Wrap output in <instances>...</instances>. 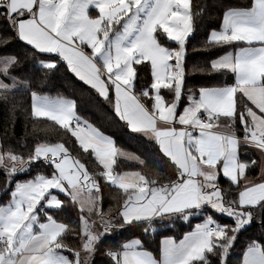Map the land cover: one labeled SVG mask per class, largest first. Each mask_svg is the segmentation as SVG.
Returning a JSON list of instances; mask_svg holds the SVG:
<instances>
[{
    "label": "snow or ice",
    "instance_id": "obj_1",
    "mask_svg": "<svg viewBox=\"0 0 264 264\" xmlns=\"http://www.w3.org/2000/svg\"><path fill=\"white\" fill-rule=\"evenodd\" d=\"M0 112V264H264V0H0Z\"/></svg>",
    "mask_w": 264,
    "mask_h": 264
},
{
    "label": "trees",
    "instance_id": "obj_2",
    "mask_svg": "<svg viewBox=\"0 0 264 264\" xmlns=\"http://www.w3.org/2000/svg\"><path fill=\"white\" fill-rule=\"evenodd\" d=\"M199 2H203L206 4H211V3H219V2H223V3H230V4H242L244 2V0H193V5L195 6L197 3ZM212 15H216V10H213ZM222 23V20L219 19H209L208 17H205L203 19V22L201 23L200 26V36L198 39H203L205 34L207 33L208 29L210 26H214L216 28H219V25ZM188 59V65L189 68L191 67L192 64H196L198 62L201 61H206L208 59V54L207 53H191L189 55ZM230 79V77H228ZM220 80H224L225 77H219ZM206 78L202 77V76H193L189 78V82L191 84H195L198 85L202 82H205ZM45 93L53 98H55L58 95H64L67 96L68 98H73L75 93L73 90V87L71 85L66 84L60 76H57V78L52 82V84L49 85H45V89H44ZM164 90H162L163 92ZM84 115L90 119V121H96L97 123L100 120V117L96 114H94L93 111H85ZM41 120L43 121V118H41ZM2 121H3V113L0 112V125H2ZM51 123V122H48ZM40 127H45V123L40 122ZM0 130H2V128H0ZM29 131H31V127H29L28 129ZM109 131L110 134V130H106ZM18 133L20 136H23V128L21 127L20 129H18ZM48 133L42 132V131H37L35 133V136H40L43 137L45 135H47ZM57 138L59 136V134H56ZM33 139V137H29V141H31ZM65 139H67L65 137ZM120 146L124 147L125 150L127 151H132L135 152L137 154H141V152L145 149V145H143L142 143L138 142V141H130L126 138H121L120 140ZM88 164L90 167H94V164L92 163L91 160L88 161ZM121 167L124 170H130L134 167H136L135 162H129V161H124L121 160L120 161ZM259 175V172L257 170V172L253 173V176ZM3 182H4V175L3 173H0V188L3 187ZM222 187L224 188L225 192L229 193V194H234L235 189L228 184L227 182H225L224 180L221 181ZM113 194H115L113 192ZM107 203L105 205V207L107 208L109 206L110 203H114V201H111L108 194L106 193V197H105ZM3 201L0 200V203H2ZM226 219V218H225ZM259 230V226L257 225L254 228H250L249 231L244 235V237H242V240H246L248 237H253L257 234ZM67 242L69 243H73L74 240L71 236H68L66 238ZM150 250L153 251L154 254L157 255V257H159V249H158V245L157 244H152L150 245Z\"/></svg>",
    "mask_w": 264,
    "mask_h": 264
},
{
    "label": "crops",
    "instance_id": "obj_3",
    "mask_svg": "<svg viewBox=\"0 0 264 264\" xmlns=\"http://www.w3.org/2000/svg\"><path fill=\"white\" fill-rule=\"evenodd\" d=\"M121 160H124V159H121ZM124 161H129V160H124ZM129 162H134V161H129Z\"/></svg>",
    "mask_w": 264,
    "mask_h": 264
}]
</instances>
